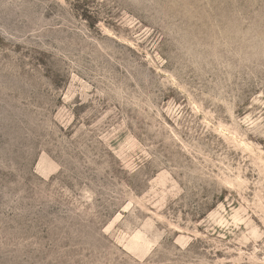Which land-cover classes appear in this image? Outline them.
Returning a JSON list of instances; mask_svg holds the SVG:
<instances>
[{
  "label": "rangeland",
  "instance_id": "374dc122",
  "mask_svg": "<svg viewBox=\"0 0 264 264\" xmlns=\"http://www.w3.org/2000/svg\"><path fill=\"white\" fill-rule=\"evenodd\" d=\"M0 264H264V0H0Z\"/></svg>",
  "mask_w": 264,
  "mask_h": 264
}]
</instances>
